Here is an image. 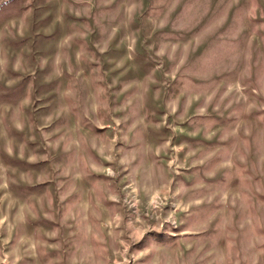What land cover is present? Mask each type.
<instances>
[{"label": "rangeland", "instance_id": "rangeland-1", "mask_svg": "<svg viewBox=\"0 0 264 264\" xmlns=\"http://www.w3.org/2000/svg\"><path fill=\"white\" fill-rule=\"evenodd\" d=\"M0 264H264V0H0Z\"/></svg>", "mask_w": 264, "mask_h": 264}, {"label": "crops", "instance_id": "crops-1", "mask_svg": "<svg viewBox=\"0 0 264 264\" xmlns=\"http://www.w3.org/2000/svg\"><path fill=\"white\" fill-rule=\"evenodd\" d=\"M153 156H154V154H153ZM73 165H75V164H73ZM74 172V171H73ZM83 174H85V172H83ZM73 175H74V173L72 174V177H73ZM91 178H93V177H91ZM90 181H89V183H88V185H91V187H92V185H93V183H95L96 181L94 180V179H89ZM73 184V183H72ZM94 188V187H93ZM75 195H72V198L74 197ZM79 203H73L72 202V209H77V205H78ZM42 262H45V259H43L42 258Z\"/></svg>", "mask_w": 264, "mask_h": 264}]
</instances>
